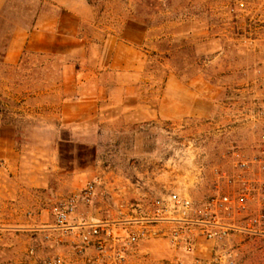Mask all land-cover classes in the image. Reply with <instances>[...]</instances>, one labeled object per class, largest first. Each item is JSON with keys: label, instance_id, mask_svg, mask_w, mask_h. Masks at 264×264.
I'll return each mask as SVG.
<instances>
[{"label": "rangeland", "instance_id": "obj_1", "mask_svg": "<svg viewBox=\"0 0 264 264\" xmlns=\"http://www.w3.org/2000/svg\"><path fill=\"white\" fill-rule=\"evenodd\" d=\"M88 3L93 17L84 26L88 40L101 45L128 21L148 29L144 48L150 53L140 79L143 96L158 105L159 118L124 123L117 135H104L100 155L94 147L63 145V170L52 168L44 176L38 161L52 162L58 141L69 139L67 131H58L62 122L52 115L62 97L49 86L59 73L50 72L48 66L46 72L32 67L30 72L14 74L18 87L0 90V114L17 127L18 147L26 150L32 164V185L33 180L46 179L48 186H32L24 198L15 194L9 202L0 201V264H40L54 254L39 228L54 222L52 210L58 201L91 183L96 184V201L92 207H82L81 213L99 219L148 216L154 200L170 193L189 198L199 214L219 191L239 186L229 183L236 171L235 156H252L264 145V0ZM0 75L5 84L8 74ZM93 167L95 171L101 167L100 176L82 184ZM75 172L79 183L64 184L68 180L62 178ZM194 239V253L187 254L159 234L141 243L134 260L264 264V237L236 235L210 242L196 230Z\"/></svg>", "mask_w": 264, "mask_h": 264}, {"label": "crops", "instance_id": "obj_2", "mask_svg": "<svg viewBox=\"0 0 264 264\" xmlns=\"http://www.w3.org/2000/svg\"><path fill=\"white\" fill-rule=\"evenodd\" d=\"M90 14L88 0H0V74H8L6 85L0 75V90H15L14 74L30 72L32 67L46 72L49 66L50 72L59 73L49 86L62 97L52 115L62 122L58 131H67L69 139L58 141L52 162L38 161L44 176L52 168L63 170V145L94 147L100 155L104 135H117L124 123L159 118L158 105L143 96L140 79L150 53L144 48L148 29L128 21L100 45L84 33V26L93 21ZM17 134L10 117L0 114V201L9 202L15 194L24 198L32 186H48L46 179L33 180L32 185V164L26 150L18 147ZM95 168L84 174L82 184L100 176L101 167ZM62 179L68 181L61 183L73 186L80 176L75 172Z\"/></svg>", "mask_w": 264, "mask_h": 264}, {"label": "built area", "instance_id": "obj_3", "mask_svg": "<svg viewBox=\"0 0 264 264\" xmlns=\"http://www.w3.org/2000/svg\"><path fill=\"white\" fill-rule=\"evenodd\" d=\"M261 115L264 119V110ZM235 157L236 171L229 183L239 186L219 191L199 214L189 198L177 193L155 199L145 217L134 214L131 219L110 221L82 214V207H92L96 201L95 183L58 201L52 210L54 222L39 228L45 245L54 250L40 264H145L134 260L139 247L159 234L187 254L194 253L196 230L210 242L236 235L264 237V145L257 154ZM30 254L34 256L35 250ZM196 263L211 264L201 259Z\"/></svg>", "mask_w": 264, "mask_h": 264}]
</instances>
